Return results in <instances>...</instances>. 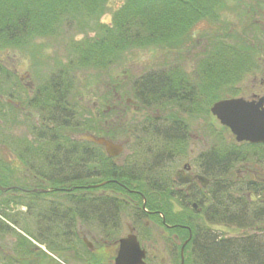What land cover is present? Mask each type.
I'll return each mask as SVG.
<instances>
[{
  "label": "trees",
  "instance_id": "16d2710c",
  "mask_svg": "<svg viewBox=\"0 0 264 264\" xmlns=\"http://www.w3.org/2000/svg\"><path fill=\"white\" fill-rule=\"evenodd\" d=\"M108 1L0 0V44L19 46L27 42L32 35L50 34L51 27L65 18L78 19L83 12L87 16L101 14ZM225 6V0H124L122 6L114 13L111 25H100L98 33L91 39L85 37L74 43L69 41L68 47L73 56L67 65L38 87L40 90L37 101L42 107L47 106L42 120L43 126L51 129L49 131L44 128V132L47 133L41 136V142L57 147L52 153L47 154L56 155L55 166L59 172L63 170V173H66L67 167L72 165L70 171L75 179L82 178L88 173V182L75 181L66 184L58 181L51 185L57 188L67 186L75 188L105 183L98 189H73L74 217L82 219L85 223H94L105 239L115 242L116 238L113 235L119 227L118 212L129 207L137 219H152L168 234H175L181 245L188 238V230L191 232V237L184 247L183 264H246L232 258L248 256L256 259L264 254L258 246L244 243L257 240L258 237L217 239V235L207 225L214 216L211 209L204 208L203 220L198 221L199 213L182 202L183 197L175 189L176 183L172 174L167 171L166 166L163 171V166L160 165L161 161L167 165L181 152L184 138L178 119L169 120L171 122L168 128H163V131L155 127L154 118L148 119L140 130L145 133L143 135L152 137L153 148L149 146L145 148L140 144L141 147L133 149L131 152L133 156L122 167H118L114 159L107 157L102 147L85 141L71 140L65 133L68 130H80L97 137L113 141L115 139L113 129H108L101 121L86 120L84 114L83 120H76L75 106L70 104V89L73 86L69 76L70 70L73 72L84 68L107 70L115 65L126 51L135 48L160 47L168 50L186 48L192 42L196 24L202 19L217 21ZM254 57L255 52L249 44L224 47L218 43L203 66L201 76L208 84L202 85L201 89L208 91H203L202 94L210 96L212 101L220 99L222 95L220 89L231 86L226 83L227 81L239 80L243 72L248 70V64L257 63ZM188 82L180 72L162 71L137 79L132 90L139 106L152 109L169 103L180 105L184 97L194 95L195 87ZM63 145L65 148L61 149L59 146ZM48 161L52 159L48 157ZM117 181L142 194L143 197L133 196L136 205H129L124 199L117 201V190L125 192L117 185ZM208 191L213 192L214 189L209 186ZM96 192L105 194L96 196ZM143 198L145 209L154 212L153 214L141 209ZM8 202L9 200L0 198V205H7ZM173 202L178 203L181 212H178ZM59 212H53L55 221L52 227H55L56 231L51 230V233H48L51 236L50 240L43 239L46 241V249L56 254L70 249L73 254L80 257L75 249L76 243L83 245L78 232L67 231L65 227L62 229L65 223L56 220ZM7 226L4 221L0 222V228ZM49 230V227H44L40 234L44 237L45 231ZM18 240L21 246H26L24 240L20 238ZM179 251L175 254L180 258ZM249 262L253 264L252 261ZM88 264L100 262L91 256Z\"/></svg>",
  "mask_w": 264,
  "mask_h": 264
},
{
  "label": "rangeland",
  "instance_id": "374dc122",
  "mask_svg": "<svg viewBox=\"0 0 264 264\" xmlns=\"http://www.w3.org/2000/svg\"><path fill=\"white\" fill-rule=\"evenodd\" d=\"M123 3L124 0H109L101 14L87 16L83 12L78 19L65 18L51 27L50 34L32 35L27 42L19 46L0 44V96L16 100L25 97L24 104L27 107L28 102L34 99L35 89L45 84L51 75L57 74L73 56L68 47L69 41L74 43L85 37L91 39L98 33L100 25H111L114 13ZM225 4L217 21L202 19L196 24L192 42L186 48L170 50L160 47L135 48L126 51L121 59L107 70L92 68L78 69L74 72L70 70L69 76L74 86L70 89V104L75 106L76 120H83L84 114L86 120L95 119L101 121L108 129H113L114 142L123 145L122 154L115 159L116 164L122 162L133 149L141 147L140 144L145 148L147 146L153 148L152 137L143 135L145 133L140 130L151 118L155 119L154 125L160 131L168 128L171 122L169 120L180 119V116L188 125L191 139L186 154L175 155L167 165L163 161L160 162L163 171L166 166L172 175L184 162L192 166L196 153L205 149L206 143L210 140L208 124L211 122L204 115H201L202 117L180 115V107L174 103L152 109L139 106L135 102L132 90L137 79L162 71H171L180 72L189 82L200 81L201 86H204L206 80L201 76L204 63H207L216 45L220 43L224 47L249 44L255 52L254 58L257 63L248 64V70L235 81L238 89L250 88L254 80L259 81V73L264 68V0H225ZM228 88L222 87L220 90ZM119 97L121 102L126 103L129 100L139 109L128 105L121 115L117 116ZM33 127V123L24 118L23 111L14 112L0 100V149L4 145L12 150V145L17 146L20 139H24L25 146L33 149L35 140L29 134ZM71 134L77 137L85 133L73 130ZM201 137L203 142L200 140ZM15 155L12 154L13 161L9 166L12 168L11 171L18 175ZM130 157L128 156V159ZM1 158L3 157L0 153V167L6 165ZM99 193L97 192L96 196ZM61 197L53 200L49 197L34 198L20 193H0L1 199L9 200L7 205H0V218L8 224L7 228H0V264H88L91 256L100 264L113 263L116 240L114 242L105 239L98 227L89 222L86 224L82 219L74 217V214L71 229L78 232L81 242L83 239L89 241L92 250L89 251L84 245L76 243L75 249L80 256L77 257L70 249L60 254L51 253L46 249L45 242L51 238L48 233H51V230L55 232L56 228L50 227L43 237L40 232L44 228L40 231L36 226L39 220L36 215L42 212L39 217L46 220L49 215L46 210L51 206L50 200H53L51 202L53 205L61 202L57 216L64 224L65 217L67 218L65 215L67 201L65 197ZM119 200L117 197V201ZM131 214L129 207L118 212L119 227L113 236L116 239L125 237L129 229L134 228V234L147 251L146 264H180L181 260L175 253L179 251L180 247L176 246H181V242L177 241L176 235L168 234L152 219L139 220ZM51 219H54L53 215L47 221ZM240 233L231 229L227 231L228 235ZM18 238L24 240L26 246H21Z\"/></svg>",
  "mask_w": 264,
  "mask_h": 264
},
{
  "label": "flooded vegetation",
  "instance_id": "af4514ba",
  "mask_svg": "<svg viewBox=\"0 0 264 264\" xmlns=\"http://www.w3.org/2000/svg\"><path fill=\"white\" fill-rule=\"evenodd\" d=\"M259 75L260 79L258 82L254 80L250 88H243L241 90L238 89L239 86L235 85V81H227V84L233 85H231L228 90H220L222 94L221 98H216L213 101L210 96L202 94L203 91H208L201 89L202 82H188L192 83L195 87L193 91L194 95L183 98L179 105L181 110L180 115L185 114L195 117H202L201 115H204L206 118H209L211 122L208 124L210 128L208 130L210 140L206 143L207 146L205 149L196 153L192 166L184 162L182 167L178 169L183 171L184 175L193 177L191 182L178 183L174 174L172 177L176 183L175 189L178 190L183 197L182 202L199 213V217L197 218L198 221L203 220L204 208H209L214 213L213 218L210 219V223H207V225L217 235V239H240L250 236L258 237L259 239L257 240L244 241V243L247 242L258 246V249L264 253V142H237L231 130L222 125L211 113V107L216 102L228 99H242L248 104L252 103L253 106H257L259 111L264 110V68ZM207 84L208 83L204 82V85ZM39 90L38 88L35 89L33 94L34 99L29 101L30 103L28 102L27 107L24 104L25 97L16 100L12 97L4 98L0 96V100L11 107L14 112L17 111L21 113L23 111L24 118L33 123L34 129H31L29 134L32 136V139L35 140L33 149L30 146L24 145V139H20V143H18L17 146L12 145V150L4 145L1 146L0 153L3 157L1 159L6 165L0 167V192L1 194L20 193L26 196L35 195L34 198L49 197L53 200L59 196H62L61 198L65 197V201H67L65 212L67 218H65V226H62V229L65 227V230L72 231L73 189H98L100 185L97 183L93 185L76 186L75 188L73 186L57 188L51 185L58 181L66 184H72L75 181L88 182V173L83 175L82 178L75 179L70 171V169L72 170V165L67 167L69 171L67 172L66 169V173H63V170L59 172L57 166H55L56 155H50V153L57 147L41 142V136L47 133L44 132L45 129L49 131L51 129L43 126L42 120L44 119V112L47 106L42 107L40 102L37 101L39 99ZM31 91L32 89L30 88L29 92ZM261 100H263L262 103H260ZM128 105L133 106L131 101L127 100L126 103H123L120 101L119 97L117 116H120L124 108ZM133 107L139 109L136 106ZM179 118V128L184 138L180 154L185 155L188 143L191 139V134L186 121H184L181 116ZM205 125L207 124L205 123ZM65 133L69 135L70 139L77 140L75 136H72L71 130ZM200 140L203 142L202 137ZM59 147L64 149L65 145ZM102 149L105 153L103 147ZM15 152H17V155H15ZM48 152L50 153L47 154ZM122 152L118 156H120ZM12 154H14L17 159L18 175H15L11 171L12 168L9 166V163L13 161ZM128 156H133V154L130 152ZM128 156L122 160V162H117V166L122 167L126 165L129 162ZM48 157L52 159L53 164L52 161H48ZM117 157H115L114 160ZM45 158H47L46 161L44 160ZM195 176L206 179V185L202 186L201 183L194 178ZM1 183L6 185L3 186ZM117 185L125 190L124 193L117 190V197L124 199L129 205H136L133 196H142V194L134 188H128L127 186L119 184L118 181ZM209 186H211V189H214L213 192L208 191ZM101 194L103 195L104 192L98 195ZM53 200H50L51 206L46 210V212H49L46 220L39 217V215L43 214L42 212L36 215L39 218L36 224L39 230L44 227H52L53 221H55V219L47 221L48 218L53 215V212L57 211L59 208L57 206L61 204V202H56L55 205H53L51 203ZM173 203L174 206L177 207L178 212H181L178 203ZM193 205H195V207H193ZM55 207L57 208L55 209ZM141 209L148 214L154 213L147 211L142 206ZM131 215L136 219L133 213ZM56 220L62 219L58 218ZM90 224L95 225L94 223ZM165 227L168 228L169 226ZM230 229L240 231L241 233L237 235H228L227 231ZM130 230L134 231V228H130L129 231ZM188 232L190 231L188 230ZM232 259L240 261L239 263L246 262V264H251L250 262L248 263V261H252L253 264H264V254L256 257L257 260H262L263 263H261L262 261H257L253 257L249 258L248 256H237Z\"/></svg>",
  "mask_w": 264,
  "mask_h": 264
},
{
  "label": "water",
  "instance_id": "95a60500",
  "mask_svg": "<svg viewBox=\"0 0 264 264\" xmlns=\"http://www.w3.org/2000/svg\"><path fill=\"white\" fill-rule=\"evenodd\" d=\"M263 100L260 101L262 103ZM211 113L222 125L228 127L235 135L237 142L249 141L251 143L264 142V110L259 111L257 106L247 103L242 99H228L216 102L211 107ZM79 140L102 146L108 157H117L123 150L122 144L113 143L103 137H94L93 135H79ZM178 183H187L193 180V177L184 175L183 171L178 170L174 173ZM202 186H205L207 180L202 177H194ZM104 184V183H102ZM101 184V185H102ZM195 207V205H193ZM190 237V235H189ZM88 249H92L91 243L84 240ZM180 250V264H183L184 245ZM146 250L143 249L134 235L133 231L118 240L117 250L112 264H145Z\"/></svg>",
  "mask_w": 264,
  "mask_h": 264
}]
</instances>
